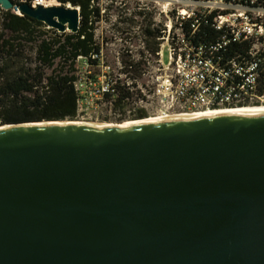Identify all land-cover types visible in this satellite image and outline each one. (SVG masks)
Masks as SVG:
<instances>
[{"label":"water","instance_id":"95a60500","mask_svg":"<svg viewBox=\"0 0 264 264\" xmlns=\"http://www.w3.org/2000/svg\"><path fill=\"white\" fill-rule=\"evenodd\" d=\"M19 10L78 32L77 8ZM57 122L0 130V264H264V115Z\"/></svg>","mask_w":264,"mask_h":264},{"label":"built area","instance_id":"2783aa9c","mask_svg":"<svg viewBox=\"0 0 264 264\" xmlns=\"http://www.w3.org/2000/svg\"><path fill=\"white\" fill-rule=\"evenodd\" d=\"M12 4L9 12L18 17L23 16L20 5H48L47 0ZM4 12L0 7V17ZM171 14L159 31L157 40L163 44L154 53L161 74L145 96L155 102L157 116L264 107V0H175ZM209 16L220 34L213 42L199 36L201 22ZM110 87L101 89V97Z\"/></svg>","mask_w":264,"mask_h":264},{"label":"trees","instance_id":"16d2710c","mask_svg":"<svg viewBox=\"0 0 264 264\" xmlns=\"http://www.w3.org/2000/svg\"><path fill=\"white\" fill-rule=\"evenodd\" d=\"M16 4L17 0H11ZM62 6H71L79 10V29L75 34L63 33L46 39L41 31L45 26L26 16L18 17L11 12L1 15L2 33H0V120L2 125L43 121H73L76 118L78 102L81 99L76 90L75 63L80 58L83 63L96 68L99 65L101 46L95 38L97 24L100 22V10L97 0H57ZM213 16L205 18L200 25L199 36L206 41H216L219 32L211 24ZM4 32L10 34L4 38ZM146 49L148 40L157 38L149 28L144 30ZM32 42L35 46V66L26 67L24 43ZM156 46V44L154 45ZM237 50L239 45H233ZM156 47L150 51L156 52ZM137 72V65L125 64ZM44 69H51L49 76ZM68 69V70H67ZM90 73V72H89ZM130 72L125 71V74ZM141 74V73H140ZM139 74V76H140ZM97 72H91L88 83H95ZM128 79H134L127 76ZM110 90L103 95L108 99L117 95L114 106L121 108L130 93L125 85H111ZM33 95L29 98L27 95ZM137 120L146 119L143 112L138 113Z\"/></svg>","mask_w":264,"mask_h":264},{"label":"rangeland","instance_id":"374dc122","mask_svg":"<svg viewBox=\"0 0 264 264\" xmlns=\"http://www.w3.org/2000/svg\"><path fill=\"white\" fill-rule=\"evenodd\" d=\"M47 4L64 8L68 6H62L57 0H47ZM97 6L100 10V22L97 24L95 38L101 46L99 65L90 68L82 59L76 61L78 80L75 88L79 90L81 99L78 102L76 118L73 121H66L120 125L137 120L135 116L140 112L145 114L146 119L159 118L155 102L145 97L151 95L153 82L161 74L158 71L156 57L150 51L163 44V41L157 40L159 31L163 30L164 24L171 18L175 0H97ZM147 28L157 36L155 40H148L149 49H146L144 37V30ZM41 31L45 34L43 38L46 39L54 35L53 31L44 28ZM2 32L0 17V33ZM9 36V33L4 32L5 39ZM24 46L26 67L34 68L36 45L28 42L24 43ZM164 61H168L167 56ZM128 63L137 65L139 73L136 74L132 66V69L125 68V64ZM125 71L130 73L125 74ZM51 72V69H44L47 76ZM89 72L99 74L97 82L88 83ZM127 76L134 79H128ZM115 83L119 87L129 85L130 97L121 108L114 106L116 94L108 99L101 97L100 94L102 88ZM27 96L33 98L31 94Z\"/></svg>","mask_w":264,"mask_h":264},{"label":"bare ground","instance_id":"6f19581e","mask_svg":"<svg viewBox=\"0 0 264 264\" xmlns=\"http://www.w3.org/2000/svg\"><path fill=\"white\" fill-rule=\"evenodd\" d=\"M47 7H57L52 5H47ZM66 8H70L67 6ZM239 115H264V107H244V108H222L215 110H205L198 111L192 113H184L179 115H172L167 117L159 118H148V119H140L135 120L133 122H125L120 125L114 124H90V123H82V122H57V123H47V124H57V125H65V126H89L98 129H107V128H131L136 126L148 125V124H156L167 121H186V120H200L212 117H223V116H239ZM13 128L12 126H4L0 130Z\"/></svg>","mask_w":264,"mask_h":264}]
</instances>
